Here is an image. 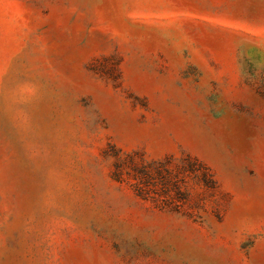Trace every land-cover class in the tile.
Returning <instances> with one entry per match:
<instances>
[{
    "label": "rangeland",
    "instance_id": "374dc122",
    "mask_svg": "<svg viewBox=\"0 0 264 264\" xmlns=\"http://www.w3.org/2000/svg\"><path fill=\"white\" fill-rule=\"evenodd\" d=\"M0 264H264V0H0Z\"/></svg>",
    "mask_w": 264,
    "mask_h": 264
}]
</instances>
